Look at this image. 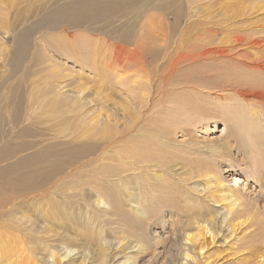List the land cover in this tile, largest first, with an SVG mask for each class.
I'll return each mask as SVG.
<instances>
[{
    "label": "bare ground",
    "instance_id": "1",
    "mask_svg": "<svg viewBox=\"0 0 264 264\" xmlns=\"http://www.w3.org/2000/svg\"><path fill=\"white\" fill-rule=\"evenodd\" d=\"M192 3L191 0L180 1V8L175 12L182 20L195 18L190 10ZM167 4L171 5V2ZM136 6V0H81L58 9L62 15L59 22H67L55 25H70L73 29L98 18H118L121 13ZM237 18L227 27L222 25V20L209 23L202 27L196 37L189 34L191 26L185 28L179 49L182 50V58L172 67L189 69L191 65L199 63L216 67L215 75L221 78L224 85L222 89H214L216 93L210 89L206 94L209 100L185 98L176 103L172 99V103L162 104L157 100L164 96L161 90L158 94L147 93L144 98L147 105L151 103L150 115L154 113L165 125V132H159L158 136H150L152 132L145 135V125H134L131 130L111 138V120L88 106L93 105L94 101L85 99L80 88L70 89L58 82L50 86V90L48 87L47 90L54 97L48 98L47 102L37 101V91L24 92L21 82L7 89L0 103V209L6 205L4 222L7 223L6 231H0V264H62L71 254L78 257L72 255L65 264H141L146 262L149 254L151 259L158 260L159 254L154 255L162 243V235L158 231L149 238L141 234L133 236L125 232V228L130 230L131 226L129 228L124 225L125 222H116L113 218L127 216L124 217L125 221L131 219L140 222L145 226L144 230L150 226L153 228V224L165 222L164 214L170 210L166 203L174 200L177 191L178 195L182 193L185 205L192 206L193 214H186L188 229L173 234L180 250L176 264H202L207 240L217 242L222 232L221 238L225 233L228 234L225 239L237 237V227L244 228L245 237L254 234L262 242L257 245L261 248L256 254L261 261L259 263L264 264V219L260 207L255 205L249 209L242 194L225 185L214 164L197 162L199 169L189 168L188 158H184L183 154L200 149L202 143L196 141L193 130L197 129L200 120H204L206 115L203 111H211L212 115L208 116H221L225 123L233 127L235 142H228L230 151L224 153L231 154L238 145L243 151L248 150L253 164L244 159L242 162L248 166L250 176L264 189V18L253 20L245 15H238ZM4 32L2 35L5 36L0 37V59L8 63L17 59L18 63L26 57V49L22 50L19 46L17 51L7 52L6 37L11 32ZM119 37L128 41L131 34L126 30L120 32ZM117 50L118 66L124 68V64L132 65L136 59L141 60L136 49L123 47ZM39 56L46 60L43 64L53 63L52 57L44 49ZM98 63L96 68L104 65ZM36 64L40 65L39 62ZM13 67L15 64L11 66L12 72L15 71ZM103 75L108 77L109 74ZM122 82L121 79L119 86ZM203 88L206 91L207 88ZM183 90L188 91L189 87ZM205 91H202L204 97ZM181 96L175 95V98L181 99ZM132 105L128 104L125 111L133 110ZM63 107L69 109L63 111L66 109ZM58 110L57 124H68L71 116L67 115L73 114L76 118L77 114L89 124L87 130L84 129V133H69L68 137L73 136L72 141L67 139L68 142L64 141L63 144L54 141L45 144L48 140H35L31 131V125L35 122L30 123L31 119L39 124L43 115ZM177 130L188 135V141L182 144L175 141ZM92 131L96 132L95 137ZM98 135L100 138H97ZM30 136L34 137L31 141L27 140ZM80 139L83 142L79 143ZM97 139L111 149L106 147L110 151L102 150L96 157H91L104 145L97 143ZM221 146L208 147L209 155L220 154ZM180 147L187 150L183 152ZM201 153L198 155H203ZM177 158L185 161L179 167ZM3 163L7 164L1 166ZM18 214L20 217L16 219ZM169 218H176L175 222L182 221L177 215ZM140 229L143 230V227ZM96 249L98 252L95 254Z\"/></svg>",
    "mask_w": 264,
    "mask_h": 264
},
{
    "label": "rangeland",
    "instance_id": "2",
    "mask_svg": "<svg viewBox=\"0 0 264 264\" xmlns=\"http://www.w3.org/2000/svg\"><path fill=\"white\" fill-rule=\"evenodd\" d=\"M79 1L81 0H0V37L3 38L5 36L2 35L4 31L11 32L7 34L8 36L6 37L7 52L11 51L12 53L13 51H17L19 46L20 48L22 47V50L26 49V57L18 61V63L17 59L15 61L11 60L9 63L2 58L0 59V103L7 89L11 86L14 87L18 82H21V89H23L24 92L30 93V91H37L35 96H37V101L40 102H47L49 100L48 98L54 97L53 94L49 93L51 89L50 86H54L58 82L62 84V86L70 89L80 88L79 91L84 94L85 99L88 98L94 101L93 105L95 107L90 104H88V106H91L93 110H97L98 114L111 120V138L131 130L134 125L142 127L145 125L143 127L145 135L152 132L150 136L153 134L158 136L159 132L164 130L163 126L165 125L162 120L156 118L154 113L150 115L149 108L151 103L147 105L144 98L147 93L156 94L157 92L158 94V91L161 90L160 93H163L164 96L158 97L159 99L157 98V100L161 101L162 104L164 102L168 104L173 102L172 99H174L176 103L185 98H206L209 100L206 94L209 93L210 89H212V93H216L217 90L215 91L214 89L223 88L224 84L221 82V78L215 75L217 71L216 67L200 63L191 65L189 69H180L179 67L174 69L172 67L174 63L177 64L179 59L182 58V54H180L182 50L179 49H181L180 46H182L181 40L185 28L191 26L189 34H195L196 37V35L202 31V27L209 23L212 24L214 21L220 22L222 20L225 24L222 25L227 27L235 21L234 19H236L238 15H245L247 18L253 20H263L264 18V1L262 0H191L193 3L190 6V10L191 12L193 11L192 15H194L195 18H191L188 21L182 20V18L178 16L179 14L175 12H178L180 8L181 0H136V8L126 10L121 13V16L118 18H98L85 22L84 25L80 24L77 28L74 27L73 29L70 28V25L65 26V24H59L57 27L55 23L57 24L62 16L59 10L79 3ZM169 2H171V5L167 4ZM192 7H194V10L198 7L197 12L191 9ZM195 13H197V15ZM181 20L182 23L180 22ZM60 22L67 21L62 20ZM61 25L63 27H61ZM54 26L57 27V29ZM53 27L55 30L51 29ZM126 30L131 34L130 39L128 41L120 40L119 33ZM18 39L20 40L17 43ZM21 44L23 46H21ZM123 47L136 49V53L141 55V60L138 61L136 59V63L132 65L124 64V68L123 66H118V64H116L118 54L116 50ZM43 49L47 52L48 56L52 57L53 63L43 64L45 59L39 56ZM38 62L40 63L39 66L36 64ZM93 63H95V67ZM97 63L99 65L104 64L102 67L104 66L105 69H103L104 67L96 68L98 66ZM12 64H15V67H13L15 70L14 72H12ZM105 70L106 72H104ZM95 72L99 74L97 75ZM101 72L103 74H109L108 77L107 75L104 76ZM184 72L186 73L184 74ZM120 75L123 76L121 77ZM120 78L124 81L122 82L124 86H119ZM5 82L7 83L5 84ZM151 82L154 85H150ZM149 86H154L155 88H150ZM161 86L162 89L160 88ZM48 87L49 90H47ZM184 87H189V90H183ZM203 87L207 88L206 91ZM133 88L135 92H133ZM180 89H182V91H179ZM202 89L205 91V97ZM134 93L137 97L135 95L133 97ZM175 95H182V98L179 97L181 99H176L177 96L175 98ZM128 104H133V110L127 112L125 108ZM215 104L216 102H214V106ZM88 106L86 107L88 108ZM143 106L147 108L145 109ZM85 108L82 111H84ZM63 109V111H67L69 108L63 107ZM205 112L203 111L206 115L204 116L203 114L204 120H200V124L196 127L197 129L193 130V134L196 132V141L202 143L199 145L200 149L198 148V151L193 149V153L195 152L194 154H186L184 151L187 149L183 150V148L180 147L184 152V158H188L187 163L189 164V168L198 167L197 169H199L200 167L196 165L197 162L198 164L210 163L211 166L214 164L217 171H219L218 176L223 179L225 185L241 193L249 209L255 205L258 208L260 207L259 211L261 210L260 212L264 219L263 186L258 184L257 181L250 176L248 166L242 162L244 159V161L246 160V162L251 163V165L253 164V162H251V155H249L250 152L244 150V153L242 150L243 148L240 149L237 144V150L233 149L231 154H228V152L224 153V151H230V146L228 147L227 143L235 142V140H233V127H231L232 125L228 122L225 123V120H223L221 116H208L210 114L212 115V112ZM58 113L59 110L51 114L47 113L43 115V119L39 120V124L36 120L31 119L30 123L35 122L34 125H31V131H33L32 134L35 140H48L45 144L53 141L63 144L67 139L69 142L72 141L73 136L68 137L69 133L76 134V131L84 133V129L85 131L87 130V125L89 124L84 120V117H80L79 115L78 117L77 114H75L76 118L73 114L67 115V117L71 116L73 118L71 119L70 117L68 124H65L62 120L61 122L64 125L57 124ZM40 117L41 115H39L38 118ZM205 117H210L211 119H206ZM199 118L202 119L201 116ZM33 126L35 128H33ZM5 129L7 128L5 127ZM103 131L106 133L105 130ZM164 132L165 130L163 133ZM92 133H94L95 137L96 132L92 131ZM33 136H30V138L27 137V140H33ZM97 138H100L99 135ZM175 139V141H179L180 143L186 142L189 136L177 130ZM84 140L83 138V141ZM83 141L80 139L79 143ZM96 142L100 145H105L103 141H99L98 139ZM179 142L177 144L181 145L182 143L179 144ZM75 143L78 144L77 142ZM209 143H211V145ZM203 144H205V146ZM222 144L223 147L221 146ZM104 145L96 151L97 153L95 152L90 156L96 157L102 150H108L107 148L111 149L109 146ZM213 145H220L223 148L220 147V154L215 153L214 156L209 155L207 149ZM180 148L178 149L180 150ZM201 150L205 153H201ZM180 152L182 153V151ZM200 153L203 155H198ZM184 162L185 161L181 158H177L176 164L179 167ZM5 164L3 163L1 166ZM198 173L200 174V172ZM175 194L176 199L174 198V200H172L169 198V202L166 203L170 210H168L169 213L167 212L164 214L166 215L164 216L166 219L165 222H158L157 225L153 224V228L150 226L144 230L145 226L140 222H137L138 225L136 221L134 222L131 219V221L129 219L125 221L124 217L127 216H114L113 218L116 222H125L126 224L124 225H127L129 228L131 226L130 230L125 228L127 234H132L133 236L141 234L149 238L158 231L162 235V243L159 245L158 250L154 252L155 256L159 254L158 260L154 258L151 259L152 256L149 254L145 258L146 262H142L141 264H176V258L180 250L178 249L179 246L176 244V238L173 234L175 231L178 232L179 230L188 229L187 223L185 224L186 214H193V212H191L192 206L185 205V202H183L184 200L181 198L182 193L178 195L179 193L177 191ZM177 198L181 201L177 200ZM169 205L174 208L169 207ZM164 208H167V206L164 205ZM174 209L176 212L173 211ZM5 212L6 205L0 209L1 232L6 231L7 223L4 222ZM173 215H177L181 217L180 220L185 221L175 222L176 218L170 220L169 217ZM18 216L20 217V214L16 216V219L19 218ZM136 225H138L137 228ZM142 227L143 230L140 229ZM237 229V237L233 236L232 238L225 239V236L228 235L225 233V236L221 238L224 234L222 232L217 242H210L208 239L206 248L202 253L203 257L201 263L261 264L259 263L260 259L257 257L256 251L261 248V246L257 245H260L262 242H260L258 237L254 234L245 237L246 232L243 230V227H237ZM116 232H118V230ZM177 238L180 240V237ZM97 252L98 249H96L95 254ZM72 255L73 254H71L69 258H66L65 261L63 260L62 264H65L72 257H78V255Z\"/></svg>",
    "mask_w": 264,
    "mask_h": 264
}]
</instances>
